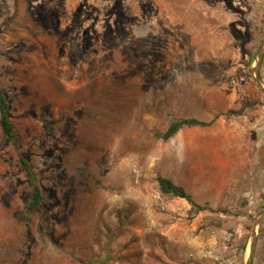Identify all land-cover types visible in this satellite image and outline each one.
<instances>
[{
    "label": "rangeland",
    "instance_id": "1",
    "mask_svg": "<svg viewBox=\"0 0 264 264\" xmlns=\"http://www.w3.org/2000/svg\"><path fill=\"white\" fill-rule=\"evenodd\" d=\"M263 39L258 0H0L20 138L0 114V264H246L264 210ZM185 118L214 121L157 136ZM20 151L43 188L29 213Z\"/></svg>",
    "mask_w": 264,
    "mask_h": 264
},
{
    "label": "trees",
    "instance_id": "2",
    "mask_svg": "<svg viewBox=\"0 0 264 264\" xmlns=\"http://www.w3.org/2000/svg\"><path fill=\"white\" fill-rule=\"evenodd\" d=\"M10 103L5 94V91L0 87V114H1V124L3 127V131L5 134V141L7 143H11L13 145H17L20 138L16 132L15 125L10 118ZM213 120H202L198 118H185L178 121H174L170 124V126L163 133H157V136L168 140L173 137L179 130L186 126H209L213 123ZM20 162L22 164L23 169L27 172V175L31 179L33 183V192L31 200L27 205V212L29 213L34 208L38 207L41 204L43 198V188L39 182V177L33 172L32 166L25 156L23 151L19 152ZM158 182L160 185V189L165 194L175 195L181 198H185L192 207H198L199 210L204 209L201 205H199L192 194H190L183 186L177 185L171 179L159 176Z\"/></svg>",
    "mask_w": 264,
    "mask_h": 264
},
{
    "label": "water",
    "instance_id": "3",
    "mask_svg": "<svg viewBox=\"0 0 264 264\" xmlns=\"http://www.w3.org/2000/svg\"><path fill=\"white\" fill-rule=\"evenodd\" d=\"M258 1L264 3V0H258ZM263 57H264V39L262 40L257 50L255 60H254V65L251 69L253 78L259 90L264 95V81L260 74V67L262 64ZM263 221H264V210L261 211L254 219V222L252 225L251 237H250L249 253H248L246 264H253V257H254L256 244H257V238H258V227Z\"/></svg>",
    "mask_w": 264,
    "mask_h": 264
}]
</instances>
